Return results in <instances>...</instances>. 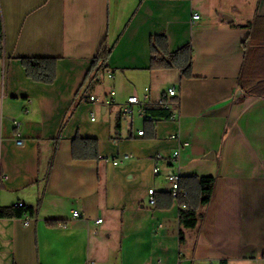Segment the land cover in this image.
Listing matches in <instances>:
<instances>
[{"label": "crops", "instance_id": "0c3cea01", "mask_svg": "<svg viewBox=\"0 0 264 264\" xmlns=\"http://www.w3.org/2000/svg\"><path fill=\"white\" fill-rule=\"evenodd\" d=\"M0 17V208L34 210L0 217V264H264V0H0ZM157 36L189 48L190 76L151 69ZM23 58L56 59L55 81L30 79ZM79 138L99 160L73 158ZM171 172L215 178L195 228Z\"/></svg>", "mask_w": 264, "mask_h": 264}, {"label": "trees", "instance_id": "16d2710c", "mask_svg": "<svg viewBox=\"0 0 264 264\" xmlns=\"http://www.w3.org/2000/svg\"><path fill=\"white\" fill-rule=\"evenodd\" d=\"M152 51L154 55L164 57L158 58L157 61L153 60L151 69H170L173 67L180 68L184 74L190 76V50L183 48L176 53H169L167 48V41L164 36H157L152 41ZM111 50L103 43L99 53L95 59L94 65L101 63L104 66ZM3 55V27L0 17V60ZM56 62L54 58H23L22 63L26 70L27 76L35 82L51 84L56 79ZM159 112V113H158ZM162 112V113H161ZM153 116H162L171 118V114L167 113L164 109L148 111ZM73 158L75 160H99L98 142L95 139H76L73 143ZM181 189L187 192V196L180 198L179 203L185 208L180 212L182 224L186 228H195L198 223V209L202 206L208 205L214 191L215 178L202 177V178H181ZM170 204L173 199L169 195ZM157 205V199H156ZM34 214V210L27 207H8L0 208V217L2 218H21L24 214ZM52 226H58L61 222H50Z\"/></svg>", "mask_w": 264, "mask_h": 264}, {"label": "built area", "instance_id": "2783aa9c", "mask_svg": "<svg viewBox=\"0 0 264 264\" xmlns=\"http://www.w3.org/2000/svg\"><path fill=\"white\" fill-rule=\"evenodd\" d=\"M201 16L199 14H194L192 19L194 21L200 20ZM109 78H112L113 75L109 74L108 75ZM116 95L115 91H111L109 98L104 100V104L105 105H111L114 103L113 97ZM168 95L169 96H175L176 95V91L173 88L168 89ZM90 101L91 102H98V99L95 96H91L90 97ZM140 104V100L138 97L134 96L128 99L127 103L124 104L121 108V113L123 116L127 117V116H132L133 112H134V106ZM164 107L167 109L169 108L168 104L163 103ZM25 113L28 114L29 113V109L25 110ZM147 119H149L150 121H154L155 119L151 116H147ZM93 121L95 120V117H93L92 119ZM15 127L17 129H20L21 127V123L20 122H15ZM145 133V131H139L138 134L140 136H143ZM24 143V141L22 139H19L17 141L18 145H22ZM180 160V150H178L177 152H175L174 154H172L169 157H163L162 155H156L155 156V161H156V165L154 168V174L155 175H160L161 173V167L159 165L160 161H164L168 166H174L175 164H178ZM114 164L117 165L118 161H114ZM168 181L171 183V196L176 199V200H180V198L186 197L187 196V192L183 189H181L180 187V180H181V176L179 174V172H171L167 175ZM155 190L154 189H150L149 190V198H148V204L152 207H154L156 205V197H155ZM16 206L18 207H24L25 205L23 203H18ZM183 208H185V205L182 206ZM74 218H80L81 214L79 211L74 210L72 213ZM96 223H102V219H99L96 221ZM28 222H25V225H27Z\"/></svg>", "mask_w": 264, "mask_h": 264}, {"label": "water", "instance_id": "95a60500", "mask_svg": "<svg viewBox=\"0 0 264 264\" xmlns=\"http://www.w3.org/2000/svg\"><path fill=\"white\" fill-rule=\"evenodd\" d=\"M207 158H208V159L213 158V154L208 155Z\"/></svg>", "mask_w": 264, "mask_h": 264}]
</instances>
